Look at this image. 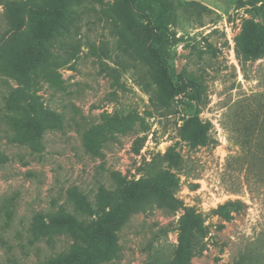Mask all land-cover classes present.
<instances>
[{"label":"rangeland","instance_id":"rangeland-1","mask_svg":"<svg viewBox=\"0 0 264 264\" xmlns=\"http://www.w3.org/2000/svg\"><path fill=\"white\" fill-rule=\"evenodd\" d=\"M39 1L0 0V38L11 37L8 58L24 69L33 37L26 26L10 30L5 5L22 4L28 16ZM169 2L162 61L149 54L142 61L134 52L145 44L133 33L150 27L149 8L86 0L73 7L74 26L55 44L73 53L67 65L23 82L0 70V264H46L68 250L75 228L54 226L41 235L36 214L49 224L48 212L75 207L68 191L77 187L91 203L83 218L95 223L120 201L123 181L139 180L146 164L169 149L182 157L171 167L180 204L156 202L132 212L108 231L112 248L101 245L98 264H170L186 207L202 214L189 264H264V149L253 145L250 158L235 125L241 99L249 103L246 114L264 113V0ZM189 80L199 83L201 101ZM24 106L37 111L40 132L13 125ZM188 116L211 123L205 144L181 136ZM229 200L245 206L227 218L213 212Z\"/></svg>","mask_w":264,"mask_h":264},{"label":"trees","instance_id":"trees-1","mask_svg":"<svg viewBox=\"0 0 264 264\" xmlns=\"http://www.w3.org/2000/svg\"><path fill=\"white\" fill-rule=\"evenodd\" d=\"M84 1L86 0H40L29 8L28 16L23 13L24 7L22 4L8 2L5 5L4 12L10 30L18 32L26 26L33 37V45L22 55V59L27 62V67L24 69V63L13 62L12 59L8 58L5 47L11 37L7 38L3 35L0 38V70L23 82L24 80L33 81L36 77L45 76L47 72L55 67L67 65L73 53L71 51L68 53V49H65L62 45L55 50V44L64 33L70 34L77 18L73 7ZM122 1L135 3L139 7H146L151 10L150 27L141 34L133 33L135 42L143 41L145 43L143 48L137 45L134 52L142 61H148L146 54H149V57L155 61H162L161 54L167 41L171 17L169 0ZM257 43L255 48L259 50L260 42ZM254 55L257 56L256 54ZM164 75L166 81L171 86H175L166 68L164 69ZM187 82L197 91L195 99L201 101L199 83L194 80ZM247 104H249L247 98L241 99L236 103V105H240L242 110L240 109L235 115V125H237L238 144L252 158L254 157L253 154L256 153V150L252 148L253 145L264 149V113L256 109L246 114L243 107L249 106ZM22 109L23 113L19 110L12 117L13 125L18 130L26 127L33 129L37 133L40 132L41 123L37 118V111L28 109L27 106L22 107ZM45 112L57 120H63L61 113L52 110ZM210 126V122L204 123L196 116H188L184 119L181 126V136L194 146L205 144ZM259 157L262 165H264V152ZM181 158V154L173 149H169L162 157H154L151 162L146 164L145 174L139 180L123 181L119 186L120 201L111 205V210L95 221V223H88L83 218L87 208H91V203L77 187L68 191V194L75 202V207L69 208V206L60 205L55 211L48 212L47 215L50 216L49 224L46 222V215L43 212H38L36 217L40 224L41 230L39 228V232L41 235H45L47 228L54 226L66 228V230L74 227L76 230L74 241L70 244L68 250L49 258L46 264H98L99 260H101V245L109 246V249L112 248L110 245L112 236L109 232L119 229L132 212L143 210L147 205L156 202L169 204L173 201L175 202L173 208H177L180 201L173 196V193L177 190L179 184L177 179H175V174L171 171V167L177 168L181 163ZM164 162L168 163L167 167L162 166ZM79 198L85 202V209L78 202ZM244 206L245 204L240 200H229L219 205L213 212L220 217L227 218L230 212H238ZM201 220L202 214L195 207H186L184 214L180 218L175 257L170 264H189L190 257L194 251L197 233L201 227ZM150 264L158 263L157 260H152Z\"/></svg>","mask_w":264,"mask_h":264}]
</instances>
